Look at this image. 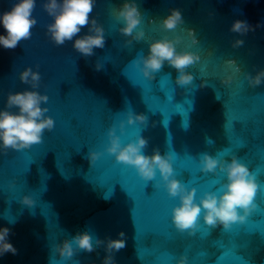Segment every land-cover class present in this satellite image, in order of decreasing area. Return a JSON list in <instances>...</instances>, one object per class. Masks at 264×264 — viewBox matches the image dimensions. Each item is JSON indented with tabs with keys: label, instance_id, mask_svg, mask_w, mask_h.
<instances>
[{
	"label": "water",
	"instance_id": "95a60500",
	"mask_svg": "<svg viewBox=\"0 0 264 264\" xmlns=\"http://www.w3.org/2000/svg\"><path fill=\"white\" fill-rule=\"evenodd\" d=\"M14 2L0 0V13ZM43 2L36 0L31 38L15 49L0 47V109L8 93L35 90L48 97L40 106L54 121L41 143L0 150V228L10 229L7 239L16 249L0 256V264H102L103 244L71 259L52 251L79 232L101 240L123 232L115 264H177L181 257L184 264H264V78L255 87L245 78L264 69V0H134L141 22L133 35L144 33L139 41L118 31L123 21L114 9L125 0H95L91 17L104 29L105 44L87 57L71 41L51 42ZM170 9L180 11L183 23L167 30L160 21ZM234 20L254 30L230 32ZM165 38L178 41L177 52L199 57L185 69L193 76L189 85L175 83L178 73L167 62L151 80L139 71L148 45ZM236 39L243 45L232 47ZM25 67L40 73L36 89L19 80ZM129 112L147 119L129 125ZM109 129L121 146L141 136L147 140L142 154H167L170 178L194 188L197 204L206 191L219 195L227 182L219 169L201 171V155L236 157L258 185L254 208L226 230L205 225L201 210L194 229L178 231L171 210L179 198L168 195L158 169L145 181L133 166L117 162L106 151ZM89 152L98 154L92 164ZM25 195L31 206L20 202Z\"/></svg>",
	"mask_w": 264,
	"mask_h": 264
},
{
	"label": "clouds",
	"instance_id": "9594fccd",
	"mask_svg": "<svg viewBox=\"0 0 264 264\" xmlns=\"http://www.w3.org/2000/svg\"><path fill=\"white\" fill-rule=\"evenodd\" d=\"M94 6L95 0H44L42 7L51 17V22L46 25L51 42L62 46L65 42L71 41L73 49L86 57L93 55L94 48L104 47V29L91 17ZM35 7L36 0H15L9 10L0 13V27L4 33L0 34V47L15 49L21 41L31 38L32 29L37 23L32 15ZM114 15L123 21V27L118 29L119 33L136 41L143 37V31L139 30L133 35L134 29L141 22V15L134 0H125L120 8L114 9ZM181 23L183 19L178 9H170L169 14L160 21L161 26L167 30L175 29ZM85 28L87 32L80 35L81 30ZM252 30H254L252 26L242 20H234L229 27L230 32L239 35ZM188 32L191 36L192 30L189 29ZM176 42L178 41L165 38L155 40L148 45L147 55L139 58V63L142 65L139 71L145 78L153 79V74L167 62L178 73L175 79L177 85L183 87L193 81V76L185 69L198 61L199 57L191 52H177L174 47ZM243 43V40L236 39L232 42V47L242 46ZM96 67L99 69V66ZM18 78L21 83L30 85L32 89H36L41 80L40 73L29 67L20 71ZM245 78L250 87L259 86L264 78V69H260L252 76L245 74ZM47 100L46 95L39 94L35 90L25 89L7 94L4 108L0 109V150L6 152L8 149H27L31 145L41 143L44 131H50L54 126V121L44 115L48 111L47 108L40 106L41 102L46 103ZM13 108L15 111H12ZM146 119L142 114L133 115L129 112L127 115L129 125L134 121L145 122ZM108 137L109 145L106 151L112 154L117 162L133 166L145 181L152 180L155 175L154 170L158 169L168 195L179 198L178 206L171 210V220L178 231L194 229L201 210L205 225L215 227L220 224L226 230L232 223L243 222L250 209L254 208L253 200L258 185L249 169L234 156L224 161L207 153L201 155V171L214 172L219 169L225 174L227 182L221 185L218 190L219 195L216 192L206 191L197 204L194 202L196 191L194 188L186 189L178 180L170 178L173 169L167 154L161 156L156 149L150 156L142 154V149L147 146V140L141 136H137L134 143L129 142L123 146L111 129L108 131ZM97 155L95 152L88 153L90 164L96 160ZM20 202L26 206L33 204V200L27 195L21 196ZM237 209L242 210L244 214H238ZM9 233V228H0V256L5 253L16 254V249L8 242ZM117 236L118 239L101 240L94 239L88 232H79L70 240L64 239L59 244H54L52 251L62 259H71L77 250L93 252L95 247L103 244L106 255L102 264H115L112 253L125 247V234L119 232ZM184 259L181 257L177 264H184Z\"/></svg>",
	"mask_w": 264,
	"mask_h": 264
}]
</instances>
